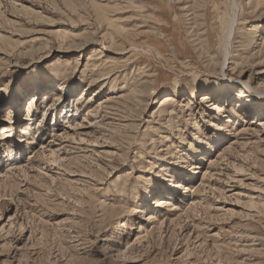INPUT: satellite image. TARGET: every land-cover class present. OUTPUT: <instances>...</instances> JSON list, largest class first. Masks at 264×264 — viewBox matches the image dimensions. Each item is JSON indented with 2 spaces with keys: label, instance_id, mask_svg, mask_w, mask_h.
<instances>
[{
  "label": "rangeland",
  "instance_id": "374dc122",
  "mask_svg": "<svg viewBox=\"0 0 264 264\" xmlns=\"http://www.w3.org/2000/svg\"><path fill=\"white\" fill-rule=\"evenodd\" d=\"M0 264H264V0H0Z\"/></svg>",
  "mask_w": 264,
  "mask_h": 264
},
{
  "label": "bare ground",
  "instance_id": "6f19581e",
  "mask_svg": "<svg viewBox=\"0 0 264 264\" xmlns=\"http://www.w3.org/2000/svg\"><path fill=\"white\" fill-rule=\"evenodd\" d=\"M168 101L170 102L171 100H170V99H167V102H168Z\"/></svg>",
  "mask_w": 264,
  "mask_h": 264
}]
</instances>
